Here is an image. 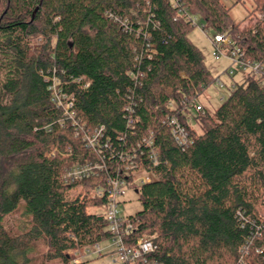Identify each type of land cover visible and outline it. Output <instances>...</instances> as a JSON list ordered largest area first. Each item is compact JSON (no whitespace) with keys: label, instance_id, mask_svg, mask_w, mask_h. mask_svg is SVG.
Listing matches in <instances>:
<instances>
[{"label":"trees","instance_id":"16d2710c","mask_svg":"<svg viewBox=\"0 0 264 264\" xmlns=\"http://www.w3.org/2000/svg\"><path fill=\"white\" fill-rule=\"evenodd\" d=\"M254 1L234 24L222 0H0V264H31L38 242L45 260L75 264L74 252L107 241L97 212L107 197L93 192L149 132L158 164L145 147L136 161L156 179L135 188L143 210L127 244L154 236L164 264H264L263 77L246 75L193 125L181 113L215 80L179 10L264 65V16L253 18L264 0ZM100 127L102 153L83 140ZM87 162L106 170L64 182L67 167ZM22 203L31 227L12 236L4 219Z\"/></svg>","mask_w":264,"mask_h":264},{"label":"built area","instance_id":"2783aa9c","mask_svg":"<svg viewBox=\"0 0 264 264\" xmlns=\"http://www.w3.org/2000/svg\"><path fill=\"white\" fill-rule=\"evenodd\" d=\"M174 6L176 7L177 5L175 4ZM179 14L185 21L191 23L195 28H199L203 33L208 30L198 17L191 15L186 9H180ZM210 42L214 47L212 55L215 60L219 61L225 58L231 62V66L226 71L230 77L233 78L237 72L242 71L246 75L262 76V83L264 84V65L259 63H246L241 60V50L231 36L215 34L210 39ZM217 84L221 88L225 87L221 80H217ZM62 106H64L66 116H69L74 121V113L70 111L72 103ZM173 110L175 109L173 108ZM205 111V107L200 104L199 100H195V102H192L182 109L181 113L185 117L187 125H193L197 115L205 114ZM73 124L78 125L76 121ZM169 126L178 144L185 146L188 142V132L180 123L178 117H172ZM104 134L105 129L100 127L92 135L84 134L83 140L91 148H100L99 153H102V146L107 147L109 143L101 144V139ZM143 147H145L148 153L149 161L153 165H157L158 151L155 147V136L153 132H149L142 143H139L137 148H134L131 153L124 152L120 155L122 164L114 167V173L107 180V187H97L94 190L93 195L95 197H107L106 205L98 209L97 212L104 215L107 222L106 230L109 232L110 238L105 241L109 243L108 247H101L103 242L94 247L86 248L84 250L86 254L96 255L98 257L111 256L113 258V264H164L153 258L159 251L154 236H147L137 240L134 244H127L128 236L134 227L129 221L130 217L123 215L119 210V206L127 196L128 191L135 190V188L151 183L156 179L152 172L147 171L136 161L138 156L137 151L142 150ZM105 170L106 166L101 163H76L66 168L63 180L66 184H71ZM76 254H79V252ZM74 263L78 264L81 261L79 258H75Z\"/></svg>","mask_w":264,"mask_h":264},{"label":"rangeland","instance_id":"374dc122","mask_svg":"<svg viewBox=\"0 0 264 264\" xmlns=\"http://www.w3.org/2000/svg\"><path fill=\"white\" fill-rule=\"evenodd\" d=\"M222 2L227 8H230V17L234 24L243 22L251 12L257 9L254 0H222ZM255 16L256 18H261L264 16V13L258 12L253 18H255ZM215 34L216 33L211 29L203 33L199 28H195L189 35L190 40L203 52L206 58V66L215 80L213 85L199 97L200 104L211 114H214L223 100L229 96L233 85L236 86L243 83L246 78V74L242 71L237 72L233 78L230 77L226 71L231 66V62L225 58L219 61L215 60L212 55L214 47L210 42V39L213 38ZM38 42H40V39L34 41V45ZM1 75L2 73L0 71V77ZM217 80H221L225 87L221 88L217 84ZM119 210L127 217L135 216L143 210L142 203L135 190L127 192V196L120 204ZM4 226L12 236L21 235L30 229L31 219L25 215L23 203L15 213L5 217ZM108 245V242H104L101 247L106 248ZM47 251V244L44 242L36 243L35 251L30 255L31 264H63L61 260H45ZM74 256L79 258L82 263L86 262V264H113V258L111 256L98 257L96 255L86 254L85 251L79 252V254L74 252Z\"/></svg>","mask_w":264,"mask_h":264}]
</instances>
